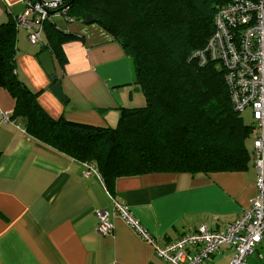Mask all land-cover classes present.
<instances>
[{"label":"crops","instance_id":"1","mask_svg":"<svg viewBox=\"0 0 264 264\" xmlns=\"http://www.w3.org/2000/svg\"><path fill=\"white\" fill-rule=\"evenodd\" d=\"M27 1L0 0V26L14 20L17 74L52 119L109 128L117 126L122 108L144 105L133 61L122 46L97 24L54 14L47 24L76 35L63 47L65 66L52 55L66 97L60 101L39 59L42 45L32 46L17 26ZM42 37L45 43L46 28ZM0 107L15 110L4 89ZM16 120L0 121V264H165L157 247L202 225L224 232L258 194L254 162L243 172L152 174L118 179L109 188L96 172L87 175V164L38 141ZM117 202L131 209L154 243L113 214ZM100 210L111 213L113 231L106 236L98 232ZM234 254L224 246L205 264H229ZM247 263L264 264V241Z\"/></svg>","mask_w":264,"mask_h":264},{"label":"trees","instance_id":"2","mask_svg":"<svg viewBox=\"0 0 264 264\" xmlns=\"http://www.w3.org/2000/svg\"><path fill=\"white\" fill-rule=\"evenodd\" d=\"M223 3L66 0L63 15L68 21L86 23L92 16L93 24L108 32L133 61L145 103L122 108L117 126L109 128L52 119L38 103V93L17 74L14 20L2 24L0 89L15 100L12 118L38 141L93 168L109 188L118 179L152 174L246 171L254 159L247 144L257 127L245 125L236 111L223 65L211 60L201 64L195 56L214 35L216 12ZM46 29L39 54L49 52L63 67V47L76 35L49 24Z\"/></svg>","mask_w":264,"mask_h":264},{"label":"built area","instance_id":"3","mask_svg":"<svg viewBox=\"0 0 264 264\" xmlns=\"http://www.w3.org/2000/svg\"><path fill=\"white\" fill-rule=\"evenodd\" d=\"M66 0L27 1V11L18 17L17 26L28 33L32 46L43 45V32L52 15L64 14ZM215 33L204 51L195 56L205 64L217 61L226 69L225 81L237 112L251 110L257 127L253 142L254 165L257 169V196L242 216L227 225L224 232L202 225L164 247H157V257L165 264H205L224 246L235 254L229 264H248V257L264 241V0H224L215 16ZM0 121L16 122L12 114L1 109ZM90 172H96L93 168ZM97 173V172H96ZM113 214L121 216L147 242L154 239L134 213L115 203ZM98 232L102 236L113 231L111 213L96 212Z\"/></svg>","mask_w":264,"mask_h":264},{"label":"water","instance_id":"4","mask_svg":"<svg viewBox=\"0 0 264 264\" xmlns=\"http://www.w3.org/2000/svg\"><path fill=\"white\" fill-rule=\"evenodd\" d=\"M38 2H42V0H38ZM93 21L94 19L92 16H88L86 18V24H91L93 23ZM39 59L42 65L44 66L46 72L50 75L51 81L54 83V86L52 87V92L60 101H64L66 97L63 91L62 83L59 81V77L56 74L55 64L52 55L49 52H46L43 53L39 57Z\"/></svg>","mask_w":264,"mask_h":264},{"label":"rangeland","instance_id":"5","mask_svg":"<svg viewBox=\"0 0 264 264\" xmlns=\"http://www.w3.org/2000/svg\"><path fill=\"white\" fill-rule=\"evenodd\" d=\"M241 117H242L243 122H244L245 125L252 126L253 124H255V120H254L253 113H252L251 110H246L244 113L241 114ZM255 133L252 134V136L248 140V144H247L248 149H249V151L251 153H253V142H254V140L256 139V136H257Z\"/></svg>","mask_w":264,"mask_h":264},{"label":"clouds","instance_id":"6","mask_svg":"<svg viewBox=\"0 0 264 264\" xmlns=\"http://www.w3.org/2000/svg\"><path fill=\"white\" fill-rule=\"evenodd\" d=\"M38 1V0H37ZM13 114V113H12Z\"/></svg>","mask_w":264,"mask_h":264}]
</instances>
